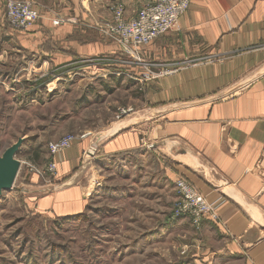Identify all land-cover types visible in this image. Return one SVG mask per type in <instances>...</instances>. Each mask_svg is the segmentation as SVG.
Listing matches in <instances>:
<instances>
[{"label":"crops","instance_id":"1","mask_svg":"<svg viewBox=\"0 0 264 264\" xmlns=\"http://www.w3.org/2000/svg\"><path fill=\"white\" fill-rule=\"evenodd\" d=\"M33 1L38 19L22 31L8 25L0 0V66L14 67L15 75L27 66L46 72L120 58L118 43L102 29L111 5L121 2L131 17L153 0ZM155 41L140 49L142 56L181 67L149 83L144 97L154 107L60 152L55 178L67 177L93 147L90 161L128 160L130 187L118 202L125 210L145 202L157 216L132 240L142 245L141 256L156 264H264V0H191L178 25ZM179 176L216 207L217 220L195 227L188 218H171ZM33 179L30 205L37 212L56 218L87 210L83 181L54 189Z\"/></svg>","mask_w":264,"mask_h":264},{"label":"rangeland","instance_id":"2","mask_svg":"<svg viewBox=\"0 0 264 264\" xmlns=\"http://www.w3.org/2000/svg\"><path fill=\"white\" fill-rule=\"evenodd\" d=\"M4 48L15 53L11 44ZM127 58L123 54L112 58V64L120 65L110 71L89 60L46 72L27 66L16 75L14 67L0 66V156L20 137L25 138L16 155L23 163L14 187L0 192V264L157 263L141 256L138 246L142 245L132 241L152 226L156 214L146 210L145 202L125 210L117 199L130 187V181H125L128 160L90 161L93 157L85 156L67 177L52 179L54 189L85 183L90 194L87 210L81 214L57 221L62 217L43 215L30 205L33 193L29 190L37 186L34 174L28 173V163L47 166L50 141L84 132L95 139L112 123L141 114L144 107H154L144 97L149 83L175 74L181 67L145 59L141 52L137 62ZM162 71L167 74L159 75ZM118 107L132 111L118 119Z\"/></svg>","mask_w":264,"mask_h":264},{"label":"built area","instance_id":"3","mask_svg":"<svg viewBox=\"0 0 264 264\" xmlns=\"http://www.w3.org/2000/svg\"><path fill=\"white\" fill-rule=\"evenodd\" d=\"M190 2L191 0H153L142 6L131 17L127 16L125 6L121 2H115L110 7L112 18L105 22L102 29L115 39L122 54L128 57L127 59L137 62L140 49L174 29L181 16L187 12ZM5 18L10 27L16 30H28L38 19L34 1L6 0ZM61 21L60 18H56L53 23L59 25ZM95 61L98 64L112 62L107 57H99ZM163 74L167 73L162 71L159 75ZM156 76L158 75L156 74ZM130 111H132L131 108L118 107L117 118H124ZM89 134V132L69 134L50 141L47 166L42 168L29 162L28 173L44 178L48 183H51L58 171L56 156ZM91 150L94 151L93 154H90ZM95 151L96 149L93 147L85 153V156L94 157ZM47 176L50 179H47ZM174 188L177 197L171 214L173 220L188 218L195 227H199L205 219L213 221L218 219L216 207L185 177L179 176L175 181Z\"/></svg>","mask_w":264,"mask_h":264},{"label":"water","instance_id":"4","mask_svg":"<svg viewBox=\"0 0 264 264\" xmlns=\"http://www.w3.org/2000/svg\"><path fill=\"white\" fill-rule=\"evenodd\" d=\"M24 140L25 138L20 137L0 156V192L11 190L14 186L21 167V161L16 155Z\"/></svg>","mask_w":264,"mask_h":264},{"label":"trees","instance_id":"5","mask_svg":"<svg viewBox=\"0 0 264 264\" xmlns=\"http://www.w3.org/2000/svg\"><path fill=\"white\" fill-rule=\"evenodd\" d=\"M103 64H110V63H103ZM46 80V79H45ZM47 81V80H46ZM45 81V82H46ZM71 217L70 216H64L61 218V220H57V221H62V220H66V219H70Z\"/></svg>","mask_w":264,"mask_h":264},{"label":"bare ground","instance_id":"6","mask_svg":"<svg viewBox=\"0 0 264 264\" xmlns=\"http://www.w3.org/2000/svg\"><path fill=\"white\" fill-rule=\"evenodd\" d=\"M93 153H94V151H93V150H91V151H90V154H93ZM84 166H85V165H84Z\"/></svg>","mask_w":264,"mask_h":264}]
</instances>
